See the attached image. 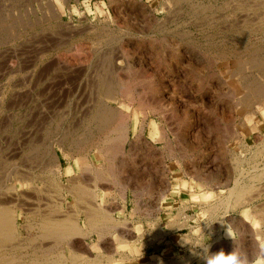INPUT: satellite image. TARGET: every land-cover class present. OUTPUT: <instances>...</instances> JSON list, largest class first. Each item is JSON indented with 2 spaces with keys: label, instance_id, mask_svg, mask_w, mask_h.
I'll list each match as a JSON object with an SVG mask.
<instances>
[{
  "label": "rangeland",
  "instance_id": "rangeland-1",
  "mask_svg": "<svg viewBox=\"0 0 264 264\" xmlns=\"http://www.w3.org/2000/svg\"><path fill=\"white\" fill-rule=\"evenodd\" d=\"M227 1L0 0V194H9L10 189L6 192L9 186L17 184L16 195L11 201L14 200L13 205L19 209L21 238L36 233L35 229L22 225L27 213L35 223L39 214H46L56 205L60 206L57 201L64 203L65 200L68 203L63 204L64 209L71 213L80 210L75 205L74 195L69 193V178L83 175L82 178L89 180L88 175L94 176V170L112 165L115 172L118 170V182L107 185L117 187V191L112 195V192L105 194L100 190L104 197L100 200L113 218L130 225V231L124 222L121 223L113 234L104 237L101 250L97 248L96 233L87 237L92 258L98 255L105 260L112 255L118 261L126 257L123 264H164L192 252L194 259L188 264H204L196 245L207 242L211 252L234 249L246 264H258L259 259L245 258L246 253L251 255L256 248L258 251L262 243L256 224L249 216L254 211L252 205L233 207L227 213L223 208L216 209L213 214L206 211V207L220 205L236 178L250 181L254 167L247 156L264 145L262 101L256 99V103L245 108L236 106L246 94L242 79H249V74L260 76L257 69L250 68L251 64L244 63L254 62L256 58L264 60V17L261 19L264 0H229L232 4L229 7L224 4ZM201 3L213 4L212 9L198 7ZM232 9L236 11L231 12ZM247 15L254 20L249 24L251 30L230 34L231 24L237 20L238 25ZM241 23L239 27L244 26ZM222 55L228 58H221ZM125 86L127 92L123 91ZM105 108L113 109L116 117L107 126L96 116ZM121 118L127 121L129 128L123 155L115 153L118 157L114 155L116 158L112 156L113 161L107 162L98 146L106 136L117 134L112 131L116 127L114 131L118 130ZM112 143L106 144L111 146ZM55 153L62 165L60 174L52 171ZM246 157L247 161L238 166L241 171L236 161ZM261 159L263 161L257 166L262 169L264 157ZM174 169L178 175L202 178L209 195L202 198L200 208L185 212L187 215L181 214L189 216L188 227L175 234L171 232L173 235H167L168 240H161L155 237L158 224L154 220L157 214L153 206L156 204L148 196L152 195L154 187L163 196L168 185L167 174ZM187 171L194 173L190 175ZM19 175L30 180L17 182ZM56 176H60L64 191L53 186L58 179ZM154 178L159 182L154 184ZM94 182L89 184H96L93 188L96 190L99 182ZM101 182L102 187L106 185L104 180ZM263 184L258 183L261 186L257 194H261V199L256 202L262 211ZM130 185L140 198L137 202L132 200L129 213L125 214L121 210L125 207L126 195L132 192ZM88 199L81 202L84 207L90 200L94 202L93 197V200ZM167 221H160L159 226L164 230L168 229ZM260 227V231L264 229V220ZM127 231L132 236L125 240L132 242L122 244L117 239ZM42 241L35 240L34 244L31 241L30 247L24 249L32 250L49 243ZM66 251L69 253V247Z\"/></svg>",
  "mask_w": 264,
  "mask_h": 264
},
{
  "label": "bare ground",
  "instance_id": "bare-ground-1",
  "mask_svg": "<svg viewBox=\"0 0 264 264\" xmlns=\"http://www.w3.org/2000/svg\"><path fill=\"white\" fill-rule=\"evenodd\" d=\"M186 1V0H185ZM232 1V0H231ZM235 1V0H234ZM263 1V0H261ZM251 2V1H250ZM255 2V1H254ZM260 2V0H259ZM224 3V2H223ZM239 3V2H237ZM236 3V5H237ZM258 3V2H257ZM263 3V6H264V2ZM225 6H228L229 5H232L230 3V1L228 0L227 2L224 3ZM246 4V3H244ZM212 5L213 4H204V3H201L200 6L198 5V7L200 8H203L204 10H207V9H212ZM197 6V5H196ZM251 6V5H250ZM248 6V7H250ZM257 6V5H256ZM214 7V6H213ZM221 7V6H220ZM232 7V6H231ZM234 7V6H233ZM247 7V8H248ZM252 7H250L249 9H251ZM260 8V7H259ZM133 9V8H132ZM226 9H228L226 7ZM236 9V8H235ZM235 9H232L231 12L233 11H236ZM239 9V8H238ZM245 9V8H243ZM211 11V10H210ZM197 12V11H196ZM248 12V11H247ZM258 12V11H257ZM256 12V13H257ZM261 12V11H259ZM258 12V13H259ZM244 13V12H243ZM250 13V12H249ZM248 13V14H249ZM262 13V12H261ZM232 14V13H231ZM233 15V14H232ZM237 16V14H235ZM243 15V14H242ZM255 16V15H254ZM227 17V16H226ZM230 17V16H229ZM245 17V16H244ZM240 21L241 24H244L243 27H239L240 23L237 25V20L235 23H232L231 26L228 28L229 30V33L230 34H233V33H236L238 31H240L239 33H247L246 31H249L250 29V22L252 21V19H250V15L248 17H245ZM264 16L261 17V19H263ZM225 18V17H224ZM242 18V17H241ZM259 20V19H258ZM254 21V20H253ZM252 21V22H253ZM264 23V22H263ZM263 23H261L263 25ZM200 24V23H199ZM236 24V25H235ZM210 25V24H209ZM229 25V24H228ZM227 25V27H228ZM261 26V25H260ZM261 28V27H260ZM220 29V28H219ZM223 30V29H222ZM251 30V29H250ZM217 34V33H216ZM209 36V35H208ZM207 36V37H208ZM211 36V35H210ZM261 36V35H260ZM246 37V36H245ZM233 38V37H232ZM225 40V38H224ZM231 40V39H230ZM249 40V39H248ZM243 41V40H242ZM222 42V41H221ZM225 42V41H223ZM236 42V41H235ZM220 43V42H219ZM253 44V43H252ZM105 45V44H104ZM177 45V44H176ZM249 46V45H248ZM246 46V47H248ZM176 50V49H175ZM258 50V49H257ZM256 50V51H257ZM261 50V49H260ZM234 52V51H233ZM251 54L253 53L252 51H250ZM249 52V54H250ZM255 52V51H254ZM228 53V52H227ZM248 53H246L247 55ZM248 54V55H249ZM258 54V52H257ZM260 54V53H259ZM124 55V54H122ZM127 55V54H126ZM253 57L254 54H252ZM261 55V54H260ZM263 55V54H262ZM250 56V55H249ZM264 56V55H263ZM112 57V56H111ZM205 57V55H204ZM246 57V56H245ZM198 58V57H197ZM221 58H224V59H227L228 56H225V55H222ZM234 59V55L232 57ZM260 58H262L260 56ZM212 59V58H211ZM242 59V58H241ZM83 60V59H82ZM213 60V59H212ZM256 61L254 62H250L249 60L248 61H244L245 65L246 64H251L250 65V68L252 69L253 67L255 69L258 70V74H260L261 77H263L262 79L257 76H247L249 77V79H242V84H243V88L246 92V94L244 95V98L242 99V101H240V103H238L236 106L239 107V108H245V107H249L251 105H253V103H256V99L260 100V102L262 101V104L264 106V60L263 58L262 59H259V58H256L255 59ZM81 62V61H80ZM189 62V61H188ZM250 62V63H249ZM130 63V62H129ZM234 63V62H233ZM241 64V62H240ZM83 65V64H82ZM130 65V64H129ZM199 65V64H198ZM213 65V63L211 64ZM249 65H246V66H249ZM127 66V65H126ZM202 66V65H201ZM244 66V65H243ZM130 67V66H129ZM210 67V66H209ZM242 67V65H241ZM124 68V67H123ZM245 68V66L243 67ZM134 69V68H133ZM238 69V68H237ZM242 69V68H241ZM246 69V68H245ZM236 70V69H235ZM239 72H242L240 70H238ZM202 72V70H201ZM200 72V73H201ZM227 72V71H226ZM237 72V71H235ZM254 73V72H253ZM119 74V73H118ZM233 74V72L231 73ZM230 74V75H231ZM235 74V73H234ZM233 74V75H234ZM257 74V75H258ZM232 75V76H233ZM243 75V74H242ZM245 76V75H244ZM212 78L214 77L211 76ZM241 77V76H239ZM245 78V77H244ZM258 78V79H256ZM119 79V78H118ZM121 79V77H120ZM200 79V78H198ZM211 79V78H210ZM126 80V79H125ZM240 80V79H239ZM120 81V80H119ZM110 82V81H109ZM127 82V81H126ZM130 82V81H129ZM146 82V81H145ZM197 82V81H196ZM200 82H203L202 80ZM105 83V82H104ZM122 85H123V81L121 82ZM118 84V83H117ZM126 86L129 84V83H125ZM149 84V83H148ZM152 84V83H151ZM109 85V83H108ZM115 85V84H114ZM120 85V84H119ZM122 85L121 86V89H122ZM144 85V84H143ZM142 85V86H143ZM240 85V83H239ZM103 86V84H102ZM110 86V85H109ZM124 86V85H123ZM126 86L124 87L125 89L123 90L124 92H127L126 91ZM130 86V85H129ZM127 86V87H129ZM160 86V84H159ZM163 86V85H162ZM141 87V86H140ZM148 87V86H147ZM149 87H151L149 85ZM158 87V86H157ZM108 88V87H107ZM113 88V87H112ZM112 88L110 90H112ZM200 88V87H199ZM235 88V87H234ZM135 89V88H134ZM144 89V88H143ZM153 89V88H152ZM151 89V90H152ZM108 90V89H107ZM127 90L129 91V89L127 88ZM131 90V88H130ZM147 90V88H146ZM101 91V90H100ZM116 91V90H115ZM138 91V90H136ZM148 91V90H147ZM150 91V90H149ZM110 93L112 91H109ZM121 92V91H120ZM234 91H232L233 93ZM129 94H131V97H132V94L133 92L130 91L128 92ZM127 93V94H128ZM141 93V92H140ZM139 93V94H140ZM144 93V92H143ZM156 93V92H155ZM231 93V94H232ZM107 94V92L105 93ZM126 94V93H125ZM229 94V93H228ZM112 95V93L110 94V96ZM141 96L143 94H140ZM139 95V96H140ZM152 95V94H151ZM243 95V94H242ZM135 96V95H134ZM232 96V95H231ZM240 96V95H239ZM112 97V96H111ZM110 97V98H111ZM126 97V96H125ZM145 97V96H144ZM235 97V96H234ZM135 98V97H133ZM140 98V97H139ZM232 98V97H231ZM238 98V97H237ZM100 99V98H99ZM143 99V98H142ZM147 99V98H146ZM154 99V98H152ZM123 100V99H122ZM138 100V99H137ZM157 100V99H156ZM234 100V99H233ZM232 100V101H233ZM257 100V101H258ZM134 101V99L132 100ZM139 101H142L139 99ZM138 101V102H139ZM147 102V100H145ZM158 101V100H157ZM156 101V102H157ZM98 102V101H97ZM128 102V101H127ZM162 102V101H160ZM237 102V101H236ZM239 102V101H238ZM140 103V102H139ZM144 103V102H143ZM148 104V103H147ZM145 104V105H147ZM161 104V103H160ZM167 104V103H166ZM234 104V102H233ZM233 104L232 107H235ZM236 104V103H235ZM141 105V103H140ZM152 105V104H151ZM139 106V105H138ZM148 106V105H147ZM150 106V105H149ZM154 106V105H153ZM168 106V105H167ZM110 107V106H109ZM140 107V106H139ZM143 107V106H142ZM151 107V106H150ZM157 107V106H156ZM166 107V105H165ZM260 107V106H259ZM155 108V106H154ZM158 108V107H157ZM261 108V107H260ZM162 109V107H161ZM233 110V108H231ZM95 110V109H94ZM113 110V109H112ZM110 110V109H100V111H98L100 114H96L97 117L101 118V122H103L102 124L104 126H107L109 125L111 122H113V118L115 119L116 117L115 114L113 113V111ZM120 110V109H119ZM144 110V109H143ZM159 110V108H158ZM155 111V110H154ZM157 111V110H156ZM97 112V111H96ZM95 112V113H96ZM122 112V111H121ZM94 113V114H95ZM144 113V112H143ZM164 113V112H163ZM166 113V112H165ZM127 114V113H126ZM173 114V113H172ZM130 115V114H129ZM126 116V117H129ZM165 115V114H164ZM181 115V114H180ZM125 116V115H124ZM123 116V117H124ZM96 117V118H97ZM122 117V116H121ZM145 118V116H143ZM164 117V116H163ZM162 118V117H161ZM166 118V117H165ZM123 120V118H121ZM179 119V118H178ZM167 120V119H166ZM120 121V120H119ZM88 122V121H87ZM99 123V122H98ZM102 125V127H103ZM113 125V124H112ZM115 126H117L116 124H114ZM141 125V124H140ZM182 125V124H181ZM226 125V124H225ZM233 125V124H232ZM90 126V125H89ZM120 126V127H119ZM118 126V130L114 131L115 129H117V127L113 130V128L111 130H113L112 132H116L117 134L114 136V137H109V136H106L105 139L103 140V142L101 143V145L98 146V149L102 150L103 152H100L101 153H104V156H105V159L107 158V162L110 161V159L112 158V156L116 155L115 153H118V152H122V149L124 148V144H125V141L127 140V136H128V132H129V128H128V125H127V121H122V123L120 122ZM180 126V125H179ZM87 127V126H85ZM143 128V127H142ZM99 129V128H98ZM109 129V128H107ZM142 130V129H141ZM144 130V129H143ZM179 130V129H178ZM91 131V130H90ZM105 131V129L103 130V132ZM106 132V131H105ZM110 132V130L108 131ZM172 132V131H171ZM111 133V132H110ZM139 133V131H138ZM193 133V132H192ZM198 133V132H197ZM204 133V132H203ZM102 134V132H101ZM106 134V133H105ZM104 134V135H105ZM109 134V133H108ZM107 134V135H108ZM90 135V134H89ZM110 135V134H109ZM113 135V134H112ZM141 135V133H140ZM91 138V137H90ZM137 138V137H136ZM257 138V137H256ZM263 138V137H262ZM92 139V138H91ZM194 139V138H193ZM196 139V138H195ZM87 140V139H86ZM93 140V139H92ZM99 140V139H98ZM97 140V141H98ZM115 140V142H114ZM187 140V139H186ZM111 141H113L114 143H112ZM198 141V140H196ZM90 142V140L88 141ZM93 142V141H92ZM171 142V141H170ZM182 142V141H181ZM193 142V141H192ZM200 142V141H199ZM242 142L244 143V141L242 140ZM261 142V141H260ZM264 143V141H262ZM79 143V142H78ZM91 143V142H90ZM106 143H112L113 145H108ZM116 143V145H115ZM94 144H95V140H94ZM194 144V143H193ZM198 144V143H197ZM89 145V144H88ZM92 145V143H91ZM97 145V144H96ZM115 145V146H114ZM195 145V144H194ZM261 145V143H260ZM173 146V145H172ZM181 146V145H180ZM188 146V145H187ZM63 147V146H62ZM170 147V145H169ZM97 149V150H98ZM172 149V148H170ZM256 151L254 153H252L251 155L247 156L245 160H241V158L237 159L236 162H238L237 164V167L239 166H242L243 162L244 161H247V159L251 162V165L252 167H254V169L252 170V173L250 174V181L249 182H246V181H243L241 179H237L234 181V185L232 186V188L230 189V193L228 194V196L220 202V205L219 206H215V205H212L210 206L209 208L206 207V211L210 212V213H215L216 209L218 208H223L224 209V212L227 213L228 209L230 208H233V207H246L248 205H252V209L254 210L249 216L252 218V220H254L255 224H256V227L258 229V235L261 236V240H262V243H261V247H259V250H253V253L250 255L249 253H246L245 254V258H255V259H264V231L263 233H261L260 229L262 227H260V225L263 224V220H264V217H262L261 213L264 211H262L259 207V203L256 204L257 201H259L261 199V194H257L260 193V188L259 186L261 185H258V183L260 182H264V166L262 167V169L260 167H258V163L259 161H263L262 159L259 160L261 157H264V145L260 146L258 149H255ZM174 152V151H173ZM171 153V152H169ZM180 153V152H179ZM177 154V153H175ZM119 155V154H117ZM116 155V156H117ZM120 155H123V152L122 154ZM103 156V154H102ZM103 156V157H104ZM116 156H114V158H116ZM127 156V155H126ZM118 157V156H117ZM121 157V156H120ZM236 157V156H235ZM238 157V156H237ZM85 158V157H84ZM113 158V159H114ZM124 158V157H123ZM234 158V157H233ZM121 159V158H120ZM54 160V161H53ZM83 160V159H82ZM85 160V159H84ZM115 160V159H114ZM236 160V159H235ZM241 160V161H240ZM52 171L60 174L62 173L61 171V168H62V165L58 159V155L57 153H55L54 155H52ZM111 161H113L111 159ZM120 161V160H119ZM234 161V159H233ZM248 161V162H249ZM105 162V161H104ZM235 162V161H234ZM113 164V163H111ZM164 164V163H163ZM235 164V163H234ZM264 164V163H263ZM91 165V164H90ZM104 165V164H103ZM51 166V165H50ZM86 166V165H85ZM89 166V165H87ZM94 166H92L93 168ZM102 167V166H101ZM117 167V166H116ZM123 167V166H122ZM181 167V166H180ZM193 167V166H192ZM238 167V168H239ZM249 167V166H248ZM50 168V167H49ZM96 168V167H95ZM114 166L112 165H109L107 168L106 166L103 168H100L97 169V170H94V179H97L99 180H108V183L110 181V183H117V174L118 173V170H113ZM236 168V167H235ZM87 169V167L85 168V170ZM89 169V168H88ZM87 169V171H88ZM94 169V168H93ZM186 169V167H185ZM191 169V168H190ZM240 169V168H239ZM51 170V169H49ZM241 170V169H240ZM244 170V169H243ZM86 171V172H87ZM90 171V170H89ZM124 171V170H123ZM242 171V170H241ZM246 171V170H245ZM93 173V170L91 171ZM199 172V171H197ZM187 173H189V171H187ZM194 173V172H193ZM193 173H189L190 175L193 174ZM243 173V172H241ZM89 174V173H88ZM117 174V175H116ZM182 174V173H181ZM237 174V173H236ZM91 175V174H90ZM123 175V174H122ZM241 175V174H240ZM130 176V175H129ZM180 176V175H179ZM248 176V175H247ZM83 177V175H82ZM121 177V176H119ZM199 177V176H198ZM202 177V176H201ZM239 177V176H238ZM56 178H58L57 180L54 179V184L53 186L55 187V189H58L59 191H64V189L62 190L63 188V184L62 182H60V176H56ZM249 178V177H248ZM26 179H29V178H26L24 175H19L17 177V182L18 180L20 182H25ZM52 179V180H53ZM91 179V177H90ZM93 178L91 181H95ZM202 179V178H201ZM2 180V179H1ZM30 180V179H29ZM96 180V181H97ZM246 180V179H245ZM35 181V180H33ZM79 181V180H78ZM81 181V180H80ZM90 181V183H91ZM120 181V180H119ZM122 182V180H121ZM68 183H69V188L71 186V190H67L69 193L73 194V200H75V205L80 208V210H78L77 212L74 211V212H70L66 209L63 208V204L64 203H68L67 200H65V202L62 203L57 201V203H60V206L56 205L55 208H53L51 211L47 212L46 214H39L40 216L36 217L35 219V223L30 219V215L29 213H27V215L25 214V223H23L22 225H24V227L30 229V230H36V233L35 234H32L31 235L29 234V236H27L26 238H21V235H20V232H19V216H20V213L18 212L19 209H16V206L13 205V201H11V198H13L15 195H16V191H17V184L14 182L13 184H11V186H9L8 190L9 189L11 190L9 194H0V264H106L104 263L105 261H107L108 264H114V262H116L117 264H123L122 262L123 261H127V259H125L126 257H121L122 260L121 261H118L115 257H113L112 255L111 256H108V258H106L105 260L97 257L98 255L94 256V258H92L90 255V252H89V244L88 242L86 241L87 237H92L94 233L97 234L98 236V243H97V248H99L100 250L103 248L102 246V241L104 239V237L108 234H113L117 228L118 225H120L121 223L124 222V226L125 225V221H120V219H115L113 218L112 214L110 213V211L107 210L106 207H104L105 205H103V200H100V198L102 197L100 194H98V191H96L95 189H91L93 190V196L92 194L90 193L89 189L87 188V186H90V185H82V183H78L76 179H74V177H71L68 179ZM6 184V183H5ZM95 184V182H94ZM103 184V183H102ZM128 184V183H127ZM152 184V183H151ZM207 184V183H206ZM3 185V184H2ZM96 185V184H95ZM94 185V186H95ZM98 185V184H97ZM107 185V184H106ZM167 185V184H166ZM92 186V185H91ZM90 186V187H91ZM92 186V188L94 187ZM100 186V185H99ZM117 186V184H116ZM131 186V185H130ZM210 186V185H209ZM264 186V184H263ZM262 186V187H263ZM35 187H37L35 185ZM102 187V185H101ZM104 187V186H103ZM112 187V186H111ZM167 187V186H166ZM261 187V191H263L264 189H262ZM107 188V187H106ZM119 188V187H118ZM39 189V188H38ZM68 189V188H67ZM125 187L123 188L122 187V190H124ZM229 189V188H228ZM259 190V191H258ZM51 191V190H49ZM56 191V190H55ZM254 191L256 192L254 194ZM5 192V191H3ZM5 192V193H6ZM54 192V191H53ZM74 192V193H73ZM92 192V191H91ZM142 192V191H141ZM264 192V191H263ZM15 193V194H14ZM135 193V192H134ZM144 193V192H143ZM138 194V193H137ZM161 194V193H160ZM61 195V194H60ZM150 195V194H149ZM227 195V194H226ZM264 195V194H263ZM24 196V195H23ZM88 196H92L93 199L90 197V199H92L94 202V206L91 207V203L89 204L90 207L88 209H86L84 211L82 205H81V202L83 203V201L86 199H88ZM87 197V198H86ZM263 197V196H262ZM10 198V199H9ZM20 198H21V194H20ZM54 198V197H53ZM15 199V198H14ZM41 199V198H40ZM102 199V198H101ZM161 199V198H160ZM17 200V199H16ZM19 201V199H18ZM37 201V200H36ZM89 201V199H88ZM91 201V200H90ZM42 202V200H41ZM92 202V201H91ZM11 203V204H10ZM54 203V202H53ZM56 203V201H55ZM56 203V204H57ZM86 203V202H85ZM88 203V202H87ZM216 203V202H215ZM15 204V203H14ZM38 204V203H37ZM42 204V203H41ZM47 204V203H45ZM213 204V203H212ZM262 204L261 207H264V203H260ZM16 205V204H15ZM35 205V204H34ZM70 205V204H69ZM84 205V204H83ZM211 205V204H210ZM218 205V203H217ZM54 206V204H53ZM58 206V207H57ZM71 206V205H70ZM88 206V204H87ZM185 206V205H184ZM83 207V208H82ZM156 207V206H155ZM154 207V208H155ZM27 208V207H26ZM56 208H58V210H56ZM106 208V209H105ZM175 208V207H174ZM186 208V206H185ZM33 209V208H31ZM83 209V210H82ZM152 209V208H151ZM159 209V208H158ZM157 209V210H158ZM204 209V208H203ZM25 210V208H24ZM154 210V209H153ZM219 210V209H218ZM30 211V210H29ZM38 211V210H36ZM183 211V210H182ZM205 211V212H206ZM59 212V213H58ZM83 212V213H82ZM147 212V211H146ZM179 212V210L177 211ZM223 212V214H224ZM43 213V211H42ZM181 213V212H180ZM184 213V212H183ZM83 214V215H82ZM153 214V213H152ZM176 214V213H175ZM186 214V213H185ZM217 214V213H216ZM177 215H181V214H176ZM187 215V214H186ZM180 216L181 219H175L174 220H171L170 222H168V226H169V229L168 230H164L161 228V226H156L157 229V233L154 234L153 232V235H155V237H158L159 239H167V235L170 234L171 232L174 231V229L176 228H181V227H188L189 226V223L188 222H191L189 221L188 217L187 216ZM264 215V213H263ZM214 216V215H213ZM174 217V216H173ZM212 217V216H211ZM123 220V219H122ZM31 221V222H30ZM82 221H84V224L85 226L82 225ZM158 219L156 218V225L158 223ZM210 221V220H209ZM218 221V220H217ZM222 222V225L224 223V219L221 220ZM230 222V221H229ZM127 224H129L128 222H126ZM152 223H154L152 221ZM154 223V224H155ZM234 223V222H233ZM131 224V223H130ZM221 224V223H220ZM225 224V223H224ZM232 224V223H231ZM37 225V226H36ZM153 225V224H152ZM188 225V226H187ZM191 225V224H190ZM234 225V224H233ZM36 226V227H35ZM130 226V225H128ZM128 226H126V229L130 231V228L128 229ZM236 226V225H235ZM23 227V228H24ZM119 227V226H118ZM22 228V229H23ZM26 228V229H27ZM191 230L194 229V226H190L189 227ZM237 228V227H236ZM235 228V229H236ZM260 228V229H259ZM256 229V228H255ZM238 230V229H237ZM120 231H123V230H120ZM129 231H127L125 234L127 237H124L125 234H121V236L117 239L120 243L122 244H126V243H131L130 241L128 240H125L127 239L128 237H131L130 234H129ZM31 232V231H30ZM29 232V233H30ZM133 233V232H132ZM241 233V231H240ZM152 234V233H151ZM150 234V235H151ZM140 235V234H139ZM142 235V234H141ZM140 235V238L142 239V236ZM147 235V234H146ZM145 236V235H144ZM221 235H219L220 237ZM134 237V236H133ZM185 237V236H184ZM21 238V239H20ZM139 238V239H140ZM179 238V237H178ZM190 238V237H189ZM115 239H116V236H115ZM134 239V238H133ZM136 240L138 238H135ZM157 239V238H156ZM155 239V241H156ZM181 239V238H180ZM216 239V238H215ZM35 240H43L42 242H45V241H49V243H42L41 245L38 244L37 242V247H34L32 250H25L24 248H27L29 246V244L32 243L35 241ZM168 240V239H167ZM135 241V240H134ZM188 241V240H187ZM141 242V241H140ZM31 243V244H32ZM41 243V242H40ZM154 243V242H152ZM34 244V243H33ZM36 244V243H35ZM55 244V245H54ZM137 244V243H136ZM82 245V246H81ZM54 246V247H53ZM114 246V245H113ZM132 246V245H131ZM30 247V246H29ZM33 247V246H32ZM31 247V248H32ZM66 247H69V253L66 251ZM133 249V248H132ZM140 250V249H139ZM110 251V250H108ZM100 252H103V251H100ZM98 253L101 255V253ZM147 252V251H146ZM194 252V251H193ZM246 252V251H245ZM114 253V252H113ZM112 253V254H113ZM104 254V253H103ZM115 254V253H114ZM126 254V253H125ZM140 254V253H139ZM193 254L191 252V254H186V256L184 257H181L179 259H175V260H172L171 262L168 261V263H164V264H188L190 263L194 257H193ZM196 254V253H195ZM106 255V254H105ZM124 255V254H123ZM143 255V254H142ZM104 256V255H102ZM115 256V255H114ZM131 258V257H130ZM174 258V257H173ZM251 258V259H252ZM135 259V258H134ZM250 259V260H251ZM254 259V260H255ZM245 260V259H244ZM249 260V261H250ZM253 260V259H252ZM136 262V261H135ZM148 264H155L153 262H150ZM163 264V263H162Z\"/></svg>",
  "mask_w": 264,
  "mask_h": 264
},
{
  "label": "crops",
  "instance_id": "crops-1",
  "mask_svg": "<svg viewBox=\"0 0 264 264\" xmlns=\"http://www.w3.org/2000/svg\"><path fill=\"white\" fill-rule=\"evenodd\" d=\"M180 175V176H179ZM177 173L176 169L168 172L167 174V178H166V182L168 183L167 185V190L163 193V196H161L160 192L157 190V188L154 187V191L152 193L151 196H148L150 198H152V201L156 204V207L153 206V208L156 210V214H157V219L159 220L157 224H160L161 219H167V223L170 222L171 220L175 219H181V215H177L176 214H183V212H193L194 208H200L201 205V200L204 196L209 195V189L208 188H204L203 187V180H201L199 177L198 179L195 177H187L184 174H179ZM89 176V180L88 177L87 178H74L77 180V182L82 183V185H90V181L92 180V178L94 179L93 176L88 175ZM91 177V179H90ZM84 179V180H83ZM79 180V181H78ZM81 180V181H80ZM95 182H99V180L94 179ZM97 180V181H96ZM92 182V181H91ZM104 182L107 184L108 182L106 180H104ZM154 184L159 182V179H155L154 181H152ZM101 180L99 182V185L101 184ZM108 184H112V183H108ZM97 185L96 191H98V194H100L102 196V193L100 190H104V193H111L112 195L116 193L117 191V187H114L113 185H105L104 187H101V185L99 186ZM87 186V188L89 189L90 193L93 194V188L92 185L91 187ZM112 186V187H111ZM107 187V188H106ZM93 190H91V189ZM159 189V188H158ZM129 190H131L132 192H128V195H126V201H125V207L124 209H122L121 211H123V213L127 214L128 209L130 208V203H133L134 201L137 202V199L140 198V196L136 193H134V189H132V186L129 187ZM92 191V192H91ZM158 191V192H157ZM208 191V192H207ZM157 192V193H155ZM207 194V195H205ZM145 196V194H144ZM92 198V196H88V198ZM87 198V197H86ZM104 198V197H102ZM161 198V199H160ZM133 200V202H132ZM91 207H93V202H91ZM88 202V207H90V204ZM83 207L84 205L81 204ZM104 205V204H103ZM186 208H185V206ZM82 207V208H83ZM87 207V206H85ZM175 207V208H174ZM123 208V207H122ZM159 208V209H158ZM158 209V210H157ZM179 210V212H177ZM183 210V211H182ZM181 212V213H180ZM111 213V212H110ZM176 213V214H175ZM112 214V213H111ZM193 214V213H192ZM174 216V217H173ZM165 217V218H162ZM156 218L154 219L156 221ZM83 226H85V224H82ZM168 226V225H167ZM169 229V226L167 227ZM184 228V227H181ZM181 228H176L174 229V233L178 232ZM167 229V230H168ZM172 233L168 234V236L173 235ZM170 243L173 244V241H170ZM175 243V241H174ZM176 244V243H175ZM177 245V244H176Z\"/></svg>",
  "mask_w": 264,
  "mask_h": 264
},
{
  "label": "clouds",
  "instance_id": "clouds-1",
  "mask_svg": "<svg viewBox=\"0 0 264 264\" xmlns=\"http://www.w3.org/2000/svg\"><path fill=\"white\" fill-rule=\"evenodd\" d=\"M196 248L201 250L200 255L204 264H246V260L242 259L240 254L234 249L231 251L221 249L211 252L207 242L197 244ZM258 264H264V259L259 260Z\"/></svg>",
  "mask_w": 264,
  "mask_h": 264
}]
</instances>
